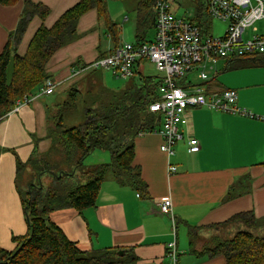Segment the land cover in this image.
I'll list each match as a JSON object with an SVG mask.
<instances>
[{
  "label": "crops",
  "instance_id": "1",
  "mask_svg": "<svg viewBox=\"0 0 264 264\" xmlns=\"http://www.w3.org/2000/svg\"><path fill=\"white\" fill-rule=\"evenodd\" d=\"M32 1L47 6L49 13L44 19L35 15L29 21L15 50L20 56L26 53L41 26L51 28L80 0ZM205 2L177 0L171 11L177 17L192 13L191 19L199 23L207 35L213 36L212 21L215 18L202 12L201 6L205 7ZM22 8L23 0L14 5L0 4V53L9 33L18 24ZM127 10L129 14L123 12L120 2L112 0L110 6L107 2L105 16L96 8L82 14L77 23L79 37L57 49L46 63L47 79L56 86L54 92L35 96L28 103L22 102L0 120V248L12 251L16 246L13 238L24 236L28 231L25 209L17 188L16 158L27 162L36 157L33 156L35 150L38 156L50 153L53 142L49 137L50 114L63 103L67 92L71 88L80 89L88 105L91 102L87 100L97 98L100 87L118 90L131 85L133 76L136 82L141 81L145 77V67L156 70L148 59H142L135 66L130 80L120 84L121 88H113L108 80H102L101 71L96 74L97 70L86 69L88 64L116 46L155 39L154 6V19L151 16L144 19L141 30V15L136 5ZM120 16L125 17L123 23H132L128 26V37L136 35L135 42L125 41L130 38L124 36V24L118 21ZM113 30L116 36L112 34ZM246 33L248 37L245 38ZM253 35L264 36V20L247 28L242 39L248 40ZM224 60L225 70L234 64L233 59ZM258 71L261 72H250L247 76L264 73V70ZM76 72L79 74L75 75ZM157 73L154 78L160 79L162 75ZM216 76L205 82L207 84L197 76L196 81L190 80L192 86L188 90L202 86L209 92L232 89L219 83ZM260 89H264V80L242 84L240 95L237 92L239 105L250 110L254 117L206 108L187 109L179 124L182 138L174 147L175 154L170 157L160 149L163 139L159 134L138 135L134 140L133 166L139 169L140 180L146 187L144 191L107 177L93 207L83 211L72 207L55 209L49 214L51 221L83 251L132 249L137 259L132 264H227L223 255H200L198 251L205 244L199 240L200 247H197V240L209 230L214 233L205 237H213L217 232L210 227L227 221L235 214L251 211L258 219L264 217V96L261 97ZM83 107L84 103L80 101L77 109L82 110ZM76 116L75 113L67 114L63 121L72 126L77 121ZM190 137L199 141V152L187 151ZM100 151L95 152L100 154L103 163L109 162V153ZM85 165L96 164L89 160ZM169 165H175L176 171L169 172ZM49 178V175L44 176V179ZM166 196L173 203L175 226L171 217L161 213L158 207V202ZM173 242L177 250L176 263L168 251V245Z\"/></svg>",
  "mask_w": 264,
  "mask_h": 264
},
{
  "label": "trees",
  "instance_id": "2",
  "mask_svg": "<svg viewBox=\"0 0 264 264\" xmlns=\"http://www.w3.org/2000/svg\"><path fill=\"white\" fill-rule=\"evenodd\" d=\"M18 1L0 0V4L14 5ZM154 4L155 0H137L136 8L141 15L139 30L144 19L150 16L154 19ZM201 7L204 12L205 7ZM93 8L105 16L107 0H80L51 28L41 26L26 53L20 56L15 50L29 21L35 15L44 19L49 13L47 6L23 0L18 24L9 33L0 53V120L15 107L18 100L36 94L47 79L45 66L49 58L57 49L79 37L78 20ZM112 34L116 36L117 33L113 30ZM150 78L145 76L137 82L131 79V85L118 90L100 87L97 98L88 99L91 102L88 105L80 89L71 88L67 92L66 99L49 118V137L53 141L49 154H56L59 160L43 172L54 177L55 183L51 187L26 184V198L17 185L28 231L24 236L13 238L16 246L12 251L0 248V264H132L137 261L132 249L126 250L124 255H118L119 250L115 248L89 252L79 249L51 221L49 214L63 207L78 211L93 207L107 177L121 184H130L140 191L146 189L140 180L139 169L133 166V160L135 138L153 133L162 124V114L149 109L152 102L159 100L162 78ZM191 86V83L182 85L186 90ZM80 101L84 103L82 110L77 109ZM70 113L78 115L77 121L67 126L63 119ZM96 149L107 151L110 160L87 167L84 161ZM36 154L35 150V159L38 157ZM24 165L17 157V183ZM210 228L217 233L198 251L200 255H223L227 264H264V217L258 219L251 211L242 212Z\"/></svg>",
  "mask_w": 264,
  "mask_h": 264
},
{
  "label": "built area",
  "instance_id": "3",
  "mask_svg": "<svg viewBox=\"0 0 264 264\" xmlns=\"http://www.w3.org/2000/svg\"><path fill=\"white\" fill-rule=\"evenodd\" d=\"M177 0H155L156 37L150 42L123 43L112 48L104 57L91 62L86 69H105L117 78H129L134 74V66L142 59H148L162 75L159 87L160 97L149 105L152 112L162 114L160 128L152 132L159 134L163 142L161 151L169 157L175 154L174 147L181 140L179 124L189 108H206L237 116L254 117L252 112L239 105L237 91L224 89L209 92L205 87L186 90L179 83L192 71H197L202 82L210 81L218 73L216 65L221 59L257 58L264 54V36L253 35L243 40L242 35L259 20H264V0H206L205 12L215 19L226 23L224 35L213 37L207 35L199 23L191 19L192 13L177 17L172 5ZM187 83H190L188 81ZM56 86L46 79L40 90L24 100H18L17 109L22 102H30L35 96L49 95ZM200 150L195 137L188 140L189 153ZM175 165H169V172L176 171ZM161 213L171 217L175 226L169 196L158 202ZM171 259L176 263L175 243L168 245Z\"/></svg>",
  "mask_w": 264,
  "mask_h": 264
},
{
  "label": "rangeland",
  "instance_id": "4",
  "mask_svg": "<svg viewBox=\"0 0 264 264\" xmlns=\"http://www.w3.org/2000/svg\"><path fill=\"white\" fill-rule=\"evenodd\" d=\"M115 1L120 2V4L123 7V12L125 14H129V12L127 10L128 7L134 8L136 3H137V0H115ZM107 2L109 3V6H110L112 0H107ZM111 14H113L112 11H111ZM131 15H132V13H131ZM124 19H125L124 16L123 17L120 16L118 21H119V23L124 24L123 33H124L125 37H128V26L132 23L130 21H126L125 23H123L122 21H124ZM225 29H226V24H224L221 21H218L216 19L212 21V34H214L213 35L214 37L223 36ZM246 37H248L247 33L245 34V38ZM100 38H101V42L104 41L102 33L100 35ZM128 38H130V37H128ZM135 39H136V35L133 34V36L130 39H126L125 41L135 42ZM99 58H102V57H98L97 59H99ZM257 58L258 59L254 60L252 58L247 57L243 60L234 61V64H232L231 67L226 69V70L223 67V62L225 60L221 59L220 63H218L216 65V68L218 70L221 69V72H218V74L216 76V80L219 83H222L225 87L235 89L238 92V94L240 95V88H241L242 84H249L252 81H263L264 80V73H255L254 75L247 76V74H249L250 72H261L258 70H264V61H262V60H264L263 56L260 55V56H257ZM135 66H137V64ZM135 66H134V69H135ZM250 70H255V71H250ZM100 71L102 74V80L103 81L108 80V83L110 82L111 85H114V86H112L113 88H121L123 86L120 84L126 83L130 80V78H127V79L117 78L115 75L110 73V71L105 70V69H97L96 74H97V72H100ZM77 74H79V73L76 72L75 75H77ZM197 74H198V72L196 70L192 71L185 78L180 79L179 83L184 86V85H187V82L190 80L192 82H194L197 80ZM157 75H158V73L154 68H146L145 67L144 76H148V77H151L150 79H153ZM132 80H135V78H133ZM39 90L40 89H38L36 91L38 92ZM259 92L262 94L261 97H263L264 96V89H260ZM238 102H239V99H238ZM54 112H56V110ZM72 124H74V123H72ZM95 151L101 152L100 150H94L89 156L86 157L84 164L88 163L89 160H93L94 164H96V165L103 163V160H101V158H100V154L98 152H95ZM55 160H59V157H57L56 154H52V155L49 154V155H45V156H38L36 159L33 158L28 163L23 162V164H25V165H24V169L20 172V175L18 178V184H19V188H21V192L23 193L24 198H26L27 187H28V185H26V184H28V183L33 184V185H40V186L43 185L45 187H51L54 185V183H55L54 177L49 178V179H44V176L49 175V174H45L46 172H43V171L47 170L48 168H50L51 166L56 164L54 162ZM53 174H55V173H53ZM205 232H204V236L200 237L197 240V247H200L199 240H201V242L203 240L204 244L209 243L210 237L209 236L205 237V236L207 234L214 233V231L212 232L210 230L206 234H205Z\"/></svg>",
  "mask_w": 264,
  "mask_h": 264
},
{
  "label": "water",
  "instance_id": "5",
  "mask_svg": "<svg viewBox=\"0 0 264 264\" xmlns=\"http://www.w3.org/2000/svg\"><path fill=\"white\" fill-rule=\"evenodd\" d=\"M53 173H54V172H53ZM117 253H118V255H124L125 250H119Z\"/></svg>",
  "mask_w": 264,
  "mask_h": 264
}]
</instances>
